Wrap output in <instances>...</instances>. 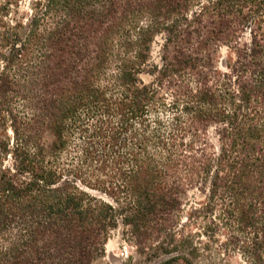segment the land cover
Wrapping results in <instances>:
<instances>
[{
  "label": "trees",
  "instance_id": "obj_1",
  "mask_svg": "<svg viewBox=\"0 0 264 264\" xmlns=\"http://www.w3.org/2000/svg\"><path fill=\"white\" fill-rule=\"evenodd\" d=\"M22 1L0 0V264H92L119 226L153 264L213 242L264 264V0Z\"/></svg>",
  "mask_w": 264,
  "mask_h": 264
},
{
  "label": "rangeland",
  "instance_id": "obj_2",
  "mask_svg": "<svg viewBox=\"0 0 264 264\" xmlns=\"http://www.w3.org/2000/svg\"><path fill=\"white\" fill-rule=\"evenodd\" d=\"M27 0L21 3V10L27 11ZM159 42V39H158ZM158 44L152 47V57L157 60L158 57ZM228 50L222 47L217 52V57L221 63L225 58ZM147 80L148 76H143ZM199 199L196 191H189L185 195L186 203L192 200ZM187 205V204H186ZM185 205V209L187 206ZM194 229V228H193ZM219 238L224 240V236L220 235ZM205 241L206 238L203 237ZM217 243H210L208 250L204 251L205 255L211 254V258H201L197 260L196 264H249L244 261L243 257L237 251H228V253L218 252ZM208 257V256H206ZM92 264H153V261L147 260L144 255H140L134 245L132 238L123 232V227L119 226L113 230L105 244V252L102 256L96 258Z\"/></svg>",
  "mask_w": 264,
  "mask_h": 264
}]
</instances>
